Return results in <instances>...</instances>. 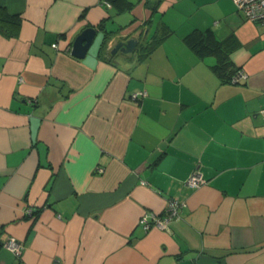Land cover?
Masks as SVG:
<instances>
[{"label": "crops", "instance_id": "0c3cea01", "mask_svg": "<svg viewBox=\"0 0 264 264\" xmlns=\"http://www.w3.org/2000/svg\"><path fill=\"white\" fill-rule=\"evenodd\" d=\"M119 5L0 0L19 20L0 33V264H264V25L232 0Z\"/></svg>", "mask_w": 264, "mask_h": 264}, {"label": "built area", "instance_id": "2783aa9c", "mask_svg": "<svg viewBox=\"0 0 264 264\" xmlns=\"http://www.w3.org/2000/svg\"><path fill=\"white\" fill-rule=\"evenodd\" d=\"M236 8L243 13L246 20L249 22L264 25V0H232ZM52 47L57 48V43L52 44ZM243 73L237 71L231 78L232 83H236L240 77H243ZM139 93L132 94L133 99H137ZM101 171V170H99ZM186 184L189 188H197L203 184V179L198 171H194L188 177ZM179 204L176 201H169L167 204L165 215L163 218H155L153 221L154 226L161 227L164 223L171 220L176 216L178 212ZM28 214H31L30 210H27ZM139 223L147 230L150 227V223L146 216H142ZM2 246L10 250L15 256H19L22 245L14 238H9Z\"/></svg>", "mask_w": 264, "mask_h": 264}, {"label": "water", "instance_id": "95a60500", "mask_svg": "<svg viewBox=\"0 0 264 264\" xmlns=\"http://www.w3.org/2000/svg\"><path fill=\"white\" fill-rule=\"evenodd\" d=\"M96 35V29L88 27L83 29L73 40L71 46V55L82 59L85 57L92 41ZM136 41L134 39H129L126 42H119L115 46L116 50H121L122 52H132Z\"/></svg>", "mask_w": 264, "mask_h": 264}, {"label": "trees", "instance_id": "16d2710c", "mask_svg": "<svg viewBox=\"0 0 264 264\" xmlns=\"http://www.w3.org/2000/svg\"><path fill=\"white\" fill-rule=\"evenodd\" d=\"M125 0H106V2H108L109 4L115 6L117 9H121L120 7V3H122ZM128 6V5H127ZM19 26V20L18 17L16 16H12V15H8L4 9L0 8V33L6 36H15L17 33V29ZM197 43L195 45H193V47L195 49H197ZM213 49L215 51H219L218 49V45L217 44H213ZM218 46V47H217ZM224 61V59H221V65L217 66L216 69L219 70V73L223 72L224 67L222 66V62ZM226 65V63H223ZM236 74V71H230L227 75V80H231V78Z\"/></svg>", "mask_w": 264, "mask_h": 264}]
</instances>
